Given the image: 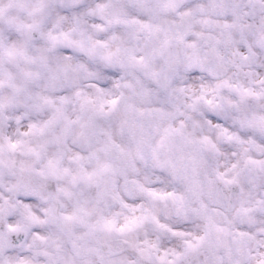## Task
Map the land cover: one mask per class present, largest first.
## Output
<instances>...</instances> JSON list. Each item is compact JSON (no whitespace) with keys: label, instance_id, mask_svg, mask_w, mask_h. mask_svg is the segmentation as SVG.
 I'll list each match as a JSON object with an SVG mask.
<instances>
[{"label":"snow or ice","instance_id":"obj_1","mask_svg":"<svg viewBox=\"0 0 264 264\" xmlns=\"http://www.w3.org/2000/svg\"><path fill=\"white\" fill-rule=\"evenodd\" d=\"M0 264H264V0H0Z\"/></svg>","mask_w":264,"mask_h":264}]
</instances>
